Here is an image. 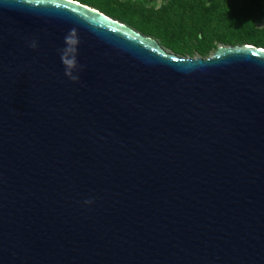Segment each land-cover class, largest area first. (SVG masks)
<instances>
[{
  "label": "water",
  "instance_id": "water-1",
  "mask_svg": "<svg viewBox=\"0 0 264 264\" xmlns=\"http://www.w3.org/2000/svg\"><path fill=\"white\" fill-rule=\"evenodd\" d=\"M0 264H264V49L0 0Z\"/></svg>",
  "mask_w": 264,
  "mask_h": 264
},
{
  "label": "trees",
  "instance_id": "trees-1",
  "mask_svg": "<svg viewBox=\"0 0 264 264\" xmlns=\"http://www.w3.org/2000/svg\"><path fill=\"white\" fill-rule=\"evenodd\" d=\"M180 57L206 58L219 44L264 49V0H75Z\"/></svg>",
  "mask_w": 264,
  "mask_h": 264
},
{
  "label": "rangeland",
  "instance_id": "rangeland-1",
  "mask_svg": "<svg viewBox=\"0 0 264 264\" xmlns=\"http://www.w3.org/2000/svg\"><path fill=\"white\" fill-rule=\"evenodd\" d=\"M153 2H154L157 6L160 5V1H159V0H151V3H153ZM220 45H221V44H219L218 47H219ZM224 46H227V45H224ZM166 50L169 51L168 49H166ZM169 52H171V51H169ZM213 53H214V51H212V52L210 53V55L213 54ZM210 55H209V56H210Z\"/></svg>",
  "mask_w": 264,
  "mask_h": 264
},
{
  "label": "clouds",
  "instance_id": "clouds-1",
  "mask_svg": "<svg viewBox=\"0 0 264 264\" xmlns=\"http://www.w3.org/2000/svg\"><path fill=\"white\" fill-rule=\"evenodd\" d=\"M71 79H73V80L78 79V76L72 75ZM85 203L88 204V203H91V201L90 200H86Z\"/></svg>",
  "mask_w": 264,
  "mask_h": 264
}]
</instances>
